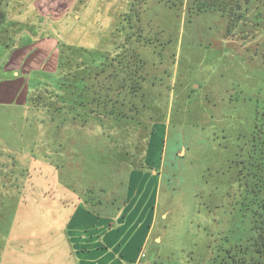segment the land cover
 <instances>
[{
	"label": "rangeland",
	"instance_id": "rangeland-1",
	"mask_svg": "<svg viewBox=\"0 0 264 264\" xmlns=\"http://www.w3.org/2000/svg\"><path fill=\"white\" fill-rule=\"evenodd\" d=\"M32 1L1 2L0 67L5 50L49 30L61 42V65L32 85L27 107L0 109V120L23 126L0 134V264H37L34 240L51 237L42 245L51 248L64 233L62 200L73 194L98 212L119 207L132 167L162 181L152 258L264 264V0L62 1L71 8L52 27ZM133 55L143 66L136 118L103 128L110 145L92 121L80 134L76 121L64 123L55 138L63 111L91 96L87 87L111 71L120 74L111 86L135 82L117 66ZM63 160L72 169L81 162L69 171ZM67 172L89 187L62 182Z\"/></svg>",
	"mask_w": 264,
	"mask_h": 264
},
{
	"label": "crops",
	"instance_id": "crops-1",
	"mask_svg": "<svg viewBox=\"0 0 264 264\" xmlns=\"http://www.w3.org/2000/svg\"><path fill=\"white\" fill-rule=\"evenodd\" d=\"M62 1H68V5L73 0H35L31 3L32 10L39 18H45L48 21L45 25L50 23L49 26L52 27L55 25L54 22L61 20V16L71 8L70 5L62 9ZM43 23H45L44 19ZM54 32V30H49L45 35L18 43L5 50L7 57L4 58V64L0 67V109L27 107L32 85L42 77L58 74L59 63H61L59 48L61 42L57 40ZM80 110L81 108L78 107V111L77 109L63 111L59 121L61 126L71 122L78 113L79 115L85 114ZM91 125L94 130L100 127L96 123ZM56 126L53 131L55 138H57L56 132H59ZM85 126H87L86 122L82 123L78 119L74 130L80 134L85 131L83 129ZM22 127L21 121L17 124L10 121L8 125L6 120H0V134L21 133ZM109 142L111 140L106 143L109 144ZM104 146L111 148L105 143ZM151 149L153 152H150ZM154 149V146H151L147 151L143 167L151 164ZM70 162H72L71 159ZM70 162L63 160V168H68L66 170L69 171L76 168H70ZM159 163L160 160L157 165ZM142 170L132 167L127 173L125 198L119 207H112L113 203L110 202L104 207L107 208L104 212L101 209L98 212L85 201V194L81 193L77 195V198L73 194L69 195L70 197L66 200H62L61 213L67 214L63 226L64 233L51 240V248L44 247L45 253H41L44 252L42 245L51 237L45 240L35 239L33 248H31V251L35 250V254H31L30 259L34 261L39 258L37 264H168L159 253L156 252L153 258L148 254L149 244L153 246L157 244L153 228L157 214L156 203L159 187L162 181L156 176L157 173L152 175ZM60 176L63 179L61 181L67 182V185L74 181L71 173L67 172ZM75 187L84 188L85 191L89 186L79 183ZM105 204L106 202L102 203V206ZM52 237L55 238L54 235ZM141 253L144 254L143 257L140 256Z\"/></svg>",
	"mask_w": 264,
	"mask_h": 264
},
{
	"label": "trees",
	"instance_id": "trees-1",
	"mask_svg": "<svg viewBox=\"0 0 264 264\" xmlns=\"http://www.w3.org/2000/svg\"><path fill=\"white\" fill-rule=\"evenodd\" d=\"M2 0H0V5H1ZM2 18V11L0 9V20ZM113 64V62H112ZM141 61L139 58L135 55H133V60L132 61H121L117 60V66L118 70L122 71L124 73V76L127 78L130 77H136L135 82L133 83H125L120 82L118 85H113L111 86V83H107V81H110L113 83L110 77H115L117 75H120L116 71H111L109 75H107L106 79L104 80H99L96 81L94 85H91L87 87L89 92L91 93V96L88 98H81V100H78L77 105L79 108L85 109V114L82 115H77L72 118V120L77 122L79 119L82 123L86 122V125L89 126V123L92 122H97V126H100L99 130H102L101 133L105 134L106 129H103L106 125L110 123H114L115 125L118 126H123L127 125V118L128 119H135L136 118V112L139 107V103L143 104V95L139 93L141 90V85L140 82L142 81V75H141V70L143 69V66L141 65ZM61 64L59 63V66ZM112 66V65H111ZM115 81V80H114ZM112 89H115L116 91H121L125 90L128 93L131 94V96H128L126 94H123L122 97L114 98L110 92ZM81 108V109H82ZM62 117V116H61ZM71 120V122H72ZM122 121H125L124 123H121ZM60 125L61 122L57 124V129L59 130L58 133L62 134L60 131ZM85 125V124H82ZM86 128V126H85ZM85 128H83L85 130ZM255 132L254 129L252 130V133ZM82 133V132H80ZM249 135L247 137V141L250 144L251 150H252V143L254 142V136ZM100 135L98 137V140L103 139L106 142L109 141L107 139L108 136L107 133L103 136ZM57 137V135H56ZM106 137V138H105ZM58 139V138H57ZM96 139V138H95ZM59 140V139H58ZM85 143V142H84ZM119 144V143H117ZM60 145V142H59ZM99 146V145H98ZM76 148V147H75ZM65 150V147L62 148ZM82 154L81 156H83ZM85 160V159H81ZM80 161V162H81ZM63 166V164L61 163ZM61 165H59L61 167ZM78 165V164H76ZM77 167V166H75ZM91 191V190H89ZM98 203H101V200L97 201ZM214 261V259H213ZM245 264V263H244ZM248 264V262H247ZM249 264H252V260H249Z\"/></svg>",
	"mask_w": 264,
	"mask_h": 264
},
{
	"label": "built area",
	"instance_id": "built-area-1",
	"mask_svg": "<svg viewBox=\"0 0 264 264\" xmlns=\"http://www.w3.org/2000/svg\"><path fill=\"white\" fill-rule=\"evenodd\" d=\"M141 257H143L144 256V254L143 253H141V255H140Z\"/></svg>",
	"mask_w": 264,
	"mask_h": 264
}]
</instances>
